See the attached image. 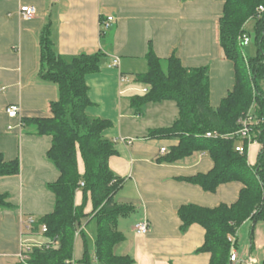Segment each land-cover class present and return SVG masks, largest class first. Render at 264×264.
I'll list each match as a JSON object with an SVG mask.
<instances>
[{
	"label": "crops",
	"instance_id": "1",
	"mask_svg": "<svg viewBox=\"0 0 264 264\" xmlns=\"http://www.w3.org/2000/svg\"><path fill=\"white\" fill-rule=\"evenodd\" d=\"M25 4L37 8L34 17L25 19L20 15L19 9ZM223 9L221 0H0V153L8 160L18 157L21 162L18 175L0 178V192L9 193L14 205L0 210V264H26L20 257L24 238L30 242L42 240V235H25L28 219L51 212L55 203V195L47 187L60 174L47 158L52 137L27 132L21 125L23 118L51 117L52 104L59 97L58 85L41 74L40 39L47 25L51 26L56 51L63 56L100 48L105 53L100 70L87 76L92 101L87 111L113 122L105 135L118 151L111 156L110 167L124 179L117 200L135 207L130 215L118 220V229L126 239L116 251L130 255L133 264L210 263L211 254L199 250L206 230L195 223L182 232L178 210L186 204H232L237 201L242 184L232 181L210 192L188 181L187 177L212 169L213 160L207 152H195L175 163L158 161L179 140L153 138L149 132L171 126L179 117V109L174 101L164 100L150 102L142 114H136L130 95L124 110V96L138 88L132 84L125 87L120 76L124 73L134 81L137 73L146 72V55L151 47L161 58L175 53L188 68L209 67L210 102L218 107L235 84L234 63L220 44ZM107 16L114 17L106 29L112 34L103 41L100 31ZM114 57L120 59L119 66L112 65ZM10 105L20 107L18 117L8 115L6 109ZM150 115L160 122L148 126L138 121ZM126 120H130L128 124ZM118 138L133 142L115 141ZM252 145L248 161L254 165L257 159L252 161ZM162 147L167 149L165 154L161 153ZM78 167L83 174L85 164L80 153ZM83 196L78 189L77 205L83 202ZM92 210L89 196L86 211ZM144 218L150 221V231L139 234L135 226ZM82 231L89 237L94 259L96 224L90 216L77 233L74 264H85L81 262L85 251Z\"/></svg>",
	"mask_w": 264,
	"mask_h": 264
},
{
	"label": "trees",
	"instance_id": "2",
	"mask_svg": "<svg viewBox=\"0 0 264 264\" xmlns=\"http://www.w3.org/2000/svg\"><path fill=\"white\" fill-rule=\"evenodd\" d=\"M221 1L224 9L219 22L220 44L226 57L234 63L235 84L220 105L215 108L210 102L208 66L188 68L175 53L161 58L152 47L146 55L148 70L137 73L134 80L148 91L130 97L136 114H142L146 104L164 100L174 101L179 109V117L171 126L149 132L148 136L153 138L179 140L158 161L175 163L195 152H207L213 160L212 169L187 177L188 181L210 192L224 183L242 184L239 197L232 204L215 207L186 204L178 210L182 232L195 223L206 230L199 250L211 254L209 264H231L229 234L237 235L249 220L255 224L264 220V10L260 9L264 7V0ZM251 20L255 25L247 34L256 47V54L246 56L240 38L246 34V25ZM105 33L104 29L100 31L103 41ZM40 42L41 74L58 85L59 97L52 104L51 117L23 118L22 125L27 132L52 137L47 158L60 174L47 185L55 195L53 210L35 219L32 228L25 233L35 237L42 235L39 242L32 241L35 245L28 253L26 264H73L75 241L80 234L77 233L90 216L96 224L95 254L93 259L89 237L82 231L85 251L81 262L133 264L130 255L116 251L126 239L118 229V220L130 215L135 207L117 200L124 179L110 167V158L118 151L105 135L113 122L89 115L87 111L92 103L87 76L100 70L105 53L100 48L69 57L59 54L50 25L44 28ZM249 113L260 120L253 129L261 145L254 165L248 161L247 141L244 142L245 152L240 153L236 150L240 139L228 135L239 129V121ZM208 132L213 135L208 137ZM79 153L85 164L83 174L78 167ZM20 171L18 157L8 160L0 153V178L18 175ZM78 189L84 195L80 205L75 202ZM89 196L92 212L86 211ZM13 207L10 194L0 192V210ZM42 225L47 227L44 233Z\"/></svg>",
	"mask_w": 264,
	"mask_h": 264
},
{
	"label": "built area",
	"instance_id": "3",
	"mask_svg": "<svg viewBox=\"0 0 264 264\" xmlns=\"http://www.w3.org/2000/svg\"><path fill=\"white\" fill-rule=\"evenodd\" d=\"M261 10H264V7H260ZM20 15L25 19H30L34 17L37 13V8L34 5H22L19 9ZM114 20L113 16H107L106 19L103 21V29H108L111 26L112 21ZM251 43V37L248 34H244L240 38V44L242 46H247ZM113 66H119L120 65V59L118 57H114L112 61ZM121 83L129 82V78L122 74L120 76ZM148 88L143 87L142 92H147ZM124 92V91H122ZM8 115L10 117H18L20 115V107L18 105H10L6 109ZM263 120V119H261ZM260 120L255 117V115H252L249 113L246 117L242 118L239 121V129L233 133L228 134L231 137H237L240 139L239 143L236 145V150L240 153H244L246 150L244 142L247 141V151L249 147L252 144L258 143L253 135V129L254 127L259 124ZM22 125V123H21ZM23 126V125H22ZM213 134L211 132L207 133L208 137H211ZM122 141L127 144H131L133 140L131 139H125V138H118L115 141ZM167 152L166 147L161 148V153L165 154ZM81 186H84V182L81 183ZM35 218L30 217L28 219V225L25 226L27 230H30L32 228V224L34 223ZM136 232L139 234H147L150 231V221L148 218H144L142 221L136 224L135 226ZM47 231V227L45 225L41 226V232L44 233ZM229 241L232 243V250L230 255V262L231 264H238L239 263V255L238 251L236 249V241H237V235L229 234L228 236ZM35 244L24 238L22 242L23 250L20 253V257L22 260L26 261L28 259V253L31 251L32 247ZM250 262H255L254 259H250ZM74 264V262H73Z\"/></svg>",
	"mask_w": 264,
	"mask_h": 264
},
{
	"label": "rangeland",
	"instance_id": "4",
	"mask_svg": "<svg viewBox=\"0 0 264 264\" xmlns=\"http://www.w3.org/2000/svg\"><path fill=\"white\" fill-rule=\"evenodd\" d=\"M255 25V21L251 20L246 25V34L251 33L253 31ZM104 30L107 33V36L105 39L109 38L110 34H112V30ZM243 53L246 56H254L256 54V47L251 42L247 46H243ZM131 76V75H130ZM130 82H125V87L130 86L131 84L134 85L136 88H138V91L141 90L142 85L141 84H133L135 81H133L131 78L129 79ZM130 83V84H129ZM138 91H130L127 93V95L124 96L125 106L122 104V108H126V102L128 100V97L130 95L138 94ZM142 93V90H141ZM175 104V103H174ZM126 112V111H125ZM154 113V110H152V114ZM132 114L133 111H132ZM143 118V117H142ZM130 120H126V124H128ZM139 122H143L142 125L147 124L148 126H151L152 124H158L156 121V117L153 115H150L149 118L141 119L139 118ZM168 122V121H165ZM131 127V126H128ZM137 134H140L139 131H137ZM261 147L260 144L252 145L250 148V152L252 155V161L254 162L257 159V154L259 152V148ZM238 243H237V251L239 255V264H264V220H259L255 226H253L252 222L245 223L241 226L237 233ZM263 243V245L260 247L259 244ZM250 259H254L256 262H250Z\"/></svg>",
	"mask_w": 264,
	"mask_h": 264
}]
</instances>
